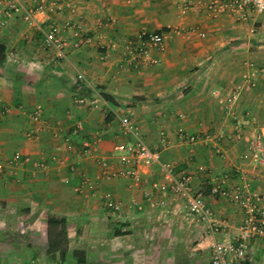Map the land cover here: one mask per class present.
<instances>
[{"label": "crops", "instance_id": "crops-1", "mask_svg": "<svg viewBox=\"0 0 264 264\" xmlns=\"http://www.w3.org/2000/svg\"><path fill=\"white\" fill-rule=\"evenodd\" d=\"M71 2L72 17L91 40L74 46L70 30L61 31L67 40L64 59L43 46L39 27L49 20L60 24L69 16L65 9L37 16V25L10 17L0 30V107H8L0 112V161L19 151L45 163L5 167L0 175V264H209L212 242L236 232L242 215L239 206L212 194L211 185L225 175L226 188L247 180L264 192V162L254 160L249 147L253 132L264 141V13L251 11L245 20L227 11L211 16L191 0L183 11L184 0ZM252 24L257 29L249 32ZM155 30L165 33L162 48H150L155 62L129 63L126 40ZM249 67L258 69L255 84L241 86L229 114L223 97ZM78 71L87 83L77 78ZM81 96L96 97L97 105L76 103ZM107 106L112 110L104 116ZM36 107L39 121L30 117ZM122 114L159 151V162L171 163L175 175H193L192 187L202 191L222 224L217 230L170 191H160L166 180L159 162L138 164L136 184L101 175L97 159L118 167L114 144L136 137L120 132ZM76 121L82 129L72 133ZM219 130L220 137H207ZM84 140L94 141L91 154L82 151ZM83 176L95 192L74 188ZM143 189L163 205L145 201ZM106 191L120 200L117 210L101 206L98 193ZM131 199L138 206L129 205ZM249 244L236 264H264V241L252 237Z\"/></svg>", "mask_w": 264, "mask_h": 264}, {"label": "built area", "instance_id": "built-area-1", "mask_svg": "<svg viewBox=\"0 0 264 264\" xmlns=\"http://www.w3.org/2000/svg\"><path fill=\"white\" fill-rule=\"evenodd\" d=\"M184 0L181 5V11L187 8V2ZM195 5L205 7L207 13L211 16H216L220 12L227 11L234 18L245 20L249 17L251 11L255 13H264V0H191ZM66 10L69 14L60 24L55 20H49L44 27H39L42 31V44L45 48L52 50V57L55 59H64L66 53L64 46L67 43L66 38L61 35V31L69 29L73 38V45L77 46L80 41L88 42L91 37L83 33L84 28L76 17H72L75 13V5L71 0H0V30L5 25L10 17L19 16L22 20L31 25H37L36 17L45 16L47 11L60 13ZM262 23H260L261 25ZM257 25H250L249 32H254ZM165 33L163 31L142 32L136 41L127 39L123 48V54L127 57L128 62L135 66L145 65L155 62V58L151 56L150 48L155 47L161 49L163 46ZM110 45L114 43L109 41ZM109 53L104 51L101 56L107 57ZM261 69V68H260ZM258 69L249 67L240 75V82L232 86L224 95L226 104V112L233 114L232 104L238 97L239 90L243 84L253 86L255 84L254 75ZM79 80L87 83L84 74L77 72ZM98 94V93H97ZM74 101L78 104L86 103L89 107L97 105V98L86 101L84 97H76ZM108 105V104H107ZM8 109L6 105H1L0 112ZM111 108L106 107L103 115L107 116L111 113ZM41 109L36 107L30 113L33 121H39ZM119 130L123 135L134 133L136 135L133 141L119 140L113 148L117 151L118 167H112L105 157H99L100 173L105 178L113 176H122L129 178L132 184H136L140 179V174L137 168L138 164L149 165L154 162H159V151L150 148L140 136L137 135L136 127L131 122L128 114H122L118 117ZM236 125V124H235ZM82 129V124L79 121L74 122L71 128L72 133H77ZM181 134L182 128H177ZM32 131H28L30 135ZM223 131H216L214 134H208L207 137H220ZM236 137L240 136L239 129L235 133ZM189 139L194 140L192 135ZM206 137V136H205ZM162 142L167 140L163 137ZM68 146L71 144L67 143ZM249 147L254 160L264 162V141L261 139L259 132H253L250 136ZM84 153L91 154L94 151V141L84 140L81 145ZM31 163L34 167L44 168L43 161L32 160L27 154L19 151L12 152L4 160L0 161V175L4 172L5 167H17ZM159 167L162 172L166 184L159 186L162 193L170 191L172 196L181 200L183 207L199 221L206 223L210 230L215 231L219 225H222L217 220L212 211L206 206L203 193L199 189H194L191 184L192 174L189 172H181L178 175L173 174L172 164L169 162H159ZM225 175L213 183L210 187L212 194H219L225 197L228 201L240 207L242 215L236 232L228 234L225 238L215 239L210 246L209 264H236L243 259L249 252V239L259 237L264 241V192H259L249 186L247 180L236 184L232 188L223 186ZM77 191L89 189L95 192L91 180L87 176L80 178L79 182L74 187ZM85 192V191H84ZM97 193V192H96ZM142 195L145 201L155 207H161L163 200L156 197L149 189H143ZM101 206L115 211L120 207V200L115 198L110 192L98 193ZM129 205H136L132 199ZM138 206V205H136Z\"/></svg>", "mask_w": 264, "mask_h": 264}, {"label": "trees", "instance_id": "trees-1", "mask_svg": "<svg viewBox=\"0 0 264 264\" xmlns=\"http://www.w3.org/2000/svg\"><path fill=\"white\" fill-rule=\"evenodd\" d=\"M3 50H4V48H3V46L0 44V60L2 59V56H3ZM100 95H101L103 98H105V99H108V98H109V96H108L106 93L100 92ZM119 233H120V231H118V229H114L113 234H119Z\"/></svg>", "mask_w": 264, "mask_h": 264}]
</instances>
